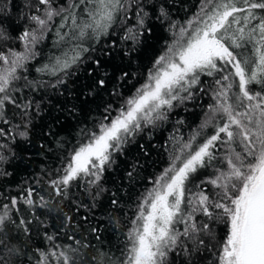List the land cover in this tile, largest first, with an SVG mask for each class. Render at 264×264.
I'll return each mask as SVG.
<instances>
[{
    "label": "snow or ice",
    "instance_id": "1",
    "mask_svg": "<svg viewBox=\"0 0 264 264\" xmlns=\"http://www.w3.org/2000/svg\"><path fill=\"white\" fill-rule=\"evenodd\" d=\"M182 4L0 0V181L37 134L57 137L62 153L58 167L15 195L0 191V264H80L94 247L80 230L100 240L90 219L97 208L117 227L116 213L132 215L120 254L97 248L93 264H264V0H198L177 18ZM158 27L168 33L159 54L128 94L122 89L136 74L119 68L114 99L94 116L91 98L113 83L101 55L118 50L134 60ZM86 62L92 79L83 99L53 105L75 121V142L59 139L54 129L67 124L58 116L38 133L45 96L64 95ZM30 68L37 77L29 79ZM189 104L203 108L194 128L180 115ZM156 131L166 167L133 199L142 165L122 157L134 143L148 155L137 138Z\"/></svg>",
    "mask_w": 264,
    "mask_h": 264
},
{
    "label": "trees",
    "instance_id": "2",
    "mask_svg": "<svg viewBox=\"0 0 264 264\" xmlns=\"http://www.w3.org/2000/svg\"><path fill=\"white\" fill-rule=\"evenodd\" d=\"M198 0H183V4L180 6L178 10L175 11L177 18H183L185 16L184 8L188 9L190 13L197 5ZM119 32L116 33V38L118 39ZM113 37L109 36L107 38H102L100 44H97V49H100L102 46L107 47V42L111 40ZM168 39V33L163 27H158L154 34L147 39V44L142 45L140 51L136 54L134 60H129L127 57L122 56V54L118 50H113L111 56H103L101 55L102 63L105 65L106 70L113 76V83L109 85L108 89L101 90L98 96L91 98L90 105L96 111L93 112L94 116H99L103 111V105L106 102H109L114 99L109 93L112 91L113 87L116 84V78L119 76V68H124L130 73L136 74V79L128 82L127 88L122 89L125 94H128V89H131L133 84H137V81L140 78V73L145 71L147 67L150 66L151 60L154 56L159 54V50L164 46L165 40ZM46 51L51 49V42L46 41ZM89 63H84L81 65L80 70L73 77L67 86V91L61 89L64 92V95H60L59 93L52 90L49 92L44 99V107L45 112L42 113L44 117L43 120H36V128L39 133V129L42 124L47 123L52 117L58 116L63 123L67 124L65 128H56L55 131L60 132L59 139L67 138L69 140H73L75 136V121L73 120L71 123L64 121V117L66 113L64 112H56L53 108V105H63L68 103L69 105L72 102L79 103L80 99L83 97L80 95L82 91H86L85 86L91 83V77L88 73ZM38 74L35 73L34 69L30 68L29 70V79H33L37 77ZM68 91L72 92V96L68 95ZM134 91V89H133ZM41 96H44V93L41 92L37 94V99ZM73 96H76V100L73 101ZM51 101V103H48ZM209 99L207 97L204 98L202 103L207 105L209 103ZM99 106V108H97ZM189 111L184 112L181 111L180 115L185 119L186 124L190 125L192 128L196 127L200 120L202 119L203 108L197 106L193 107V105L189 104ZM170 128V125L168 126ZM185 131H188L185 128ZM72 133L69 135V133ZM168 132H163V137L166 139ZM57 137H49L46 140H41L40 135L37 134L33 137V142L31 145H21L19 151L21 152L22 159L15 161L12 165L9 166V170L13 172V175L0 181V191H3L10 195H15L17 192L21 191L23 187H27L32 184L38 176L43 175V172L46 170H52L60 165L59 156L62 155L60 153L54 143ZM73 142H75L73 140ZM163 142L161 138V132L156 131L153 133L151 138L147 136L137 138V143L144 144L145 148L148 149V155H143L138 149L137 145L134 143L129 146L127 149L126 157H122V159H128L129 161L133 159H138L142 165L140 169V175L137 178L135 183V191L132 196L135 199L136 195L140 192H143L146 188H151L150 180L153 179L156 175L160 173V171L166 167L167 164V156L164 150L160 147ZM44 143L50 151H43L40 148V144ZM151 145L152 147H149ZM122 172V169L117 171L114 178H118ZM126 183V182H125ZM79 194V193H77ZM127 199V196H125ZM87 202V201H85ZM131 207V205H130ZM66 211H71L68 207L65 208ZM43 211L42 209H38L37 213ZM85 210H81L78 215H86ZM132 215L131 211L128 212V218ZM117 218L120 220L119 227L109 222V217L105 209L97 208L95 211V216L90 217L92 220V224L96 225L101 229L100 240L97 241L93 234L85 232L84 229L80 231L84 233L87 237V240L94 247H89L88 249L83 250V259L80 260V264H93V256L96 255V249L99 248L102 251H110L115 255H119L118 249H122L124 247V233L128 230V218L124 217L122 213H116ZM91 227L90 224H85V228ZM217 232L220 236L224 233V227L219 226L217 228ZM79 238V236H78ZM62 242H67L63 241ZM39 243V240H38ZM47 242H45L46 245Z\"/></svg>",
    "mask_w": 264,
    "mask_h": 264
}]
</instances>
